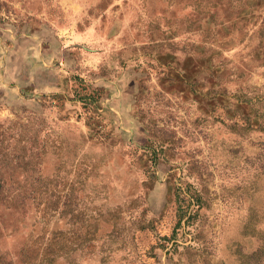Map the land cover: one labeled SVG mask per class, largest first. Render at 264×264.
Segmentation results:
<instances>
[{"label":"rangeland","instance_id":"374dc122","mask_svg":"<svg viewBox=\"0 0 264 264\" xmlns=\"http://www.w3.org/2000/svg\"><path fill=\"white\" fill-rule=\"evenodd\" d=\"M0 264H264V0H0Z\"/></svg>","mask_w":264,"mask_h":264}]
</instances>
